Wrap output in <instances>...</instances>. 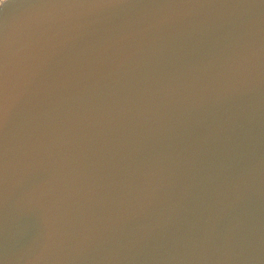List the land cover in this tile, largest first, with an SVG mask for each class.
<instances>
[{"label":"water","instance_id":"95a60500","mask_svg":"<svg viewBox=\"0 0 264 264\" xmlns=\"http://www.w3.org/2000/svg\"><path fill=\"white\" fill-rule=\"evenodd\" d=\"M0 264H264V0H0Z\"/></svg>","mask_w":264,"mask_h":264}]
</instances>
